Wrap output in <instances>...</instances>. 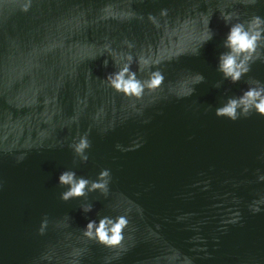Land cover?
<instances>
[{
  "label": "water",
  "instance_id": "obj_1",
  "mask_svg": "<svg viewBox=\"0 0 264 264\" xmlns=\"http://www.w3.org/2000/svg\"><path fill=\"white\" fill-rule=\"evenodd\" d=\"M23 3L0 0V264H49L45 255L51 264H71L75 250H84L80 264H104L105 257H114L112 264H264V211L248 208L264 202L257 180L264 174V116L215 115L249 78L264 81V63H254L237 84L214 87L228 31L222 13H233V23L264 17V3L32 0L26 12ZM205 20L215 37L195 56ZM127 54L133 69L144 56L159 60L153 67L165 75L142 100L97 79L114 70L112 58L123 62ZM198 72L205 81L178 99ZM84 134L89 161L74 162L69 145ZM138 137L139 148L115 147ZM67 168L90 179L110 168L108 198L89 193L94 207L87 214L80 209L85 198L62 201L57 179ZM236 210L240 221L225 224ZM45 214L49 225L39 235ZM64 214L71 217L67 227ZM97 215L127 216L119 247L82 235Z\"/></svg>",
  "mask_w": 264,
  "mask_h": 264
},
{
  "label": "clouds",
  "instance_id": "obj_2",
  "mask_svg": "<svg viewBox=\"0 0 264 264\" xmlns=\"http://www.w3.org/2000/svg\"><path fill=\"white\" fill-rule=\"evenodd\" d=\"M255 3L257 0H248ZM264 3V0H259ZM32 0H24L21 10L28 11ZM161 14L165 15L166 10H161ZM234 14L231 12L222 13V18L228 25V31L222 41V51L217 56L216 70L221 73L222 78L217 80L214 87L220 88L224 81H229L232 84H237L242 77L252 71V65L257 61L264 63V17L254 15L251 19L242 21L239 18L236 22H232ZM151 18V17H150ZM215 32L210 28L209 22L205 20V30L202 34L201 44L199 47L192 50L193 55L199 56L201 48L209 41L213 40ZM131 48L132 44L129 43ZM133 56L127 54L123 57V62L112 58L114 70L106 73L103 79L97 78L101 83L106 85L118 93H122L128 98L142 100L146 92H154L165 81V75L159 68H154V65L160 63L159 60H151L150 58L140 56L137 60V67L133 69ZM109 59L103 60V66L107 68ZM142 78L139 73H145ZM205 81L203 73H195L185 81L183 91L178 94L179 98L192 96L196 91L195 86ZM248 86L241 90L239 95L227 96L223 103L215 107V115L217 117H226L231 121H237L240 118H248L253 113L264 116V81L255 78H249L246 81ZM144 107L136 109L138 115H143ZM147 123V120L144 121ZM108 131V130H106ZM143 143L142 138H137L131 145L125 147L117 143L115 147L120 151H129L134 148H139ZM74 153V162L78 158L80 163L89 161L88 150L92 144L87 134L74 138V142L69 145ZM25 159L23 155L16 157V162H22ZM259 182H264V174L257 176ZM57 183L64 187L60 193L62 201H69L74 198H85L80 204V209L87 214L92 212L93 203L88 201V194L99 192L104 198H108L110 193V185L112 183V171L110 168H102L97 174L96 179H90L83 175H78L73 168L62 170L57 179ZM200 183L199 181L197 182ZM3 187V182L0 181V188ZM207 187V185H205ZM264 202H253L248 204L249 210L253 214H258L264 211L261 207ZM65 224L69 226L71 217L64 214ZM240 212L236 210L232 217L225 224H235L240 221ZM129 224L126 215H97L96 218L88 219L87 223L81 228L82 235L88 240L95 241L107 248H117L125 240V229ZM49 220L47 214L40 220L37 232L39 235H44L48 228ZM84 250H75L73 253L74 259L71 264H80L79 257L83 255ZM43 260H47L51 264L50 256H43ZM114 257H105L104 264H112Z\"/></svg>",
  "mask_w": 264,
  "mask_h": 264
}]
</instances>
